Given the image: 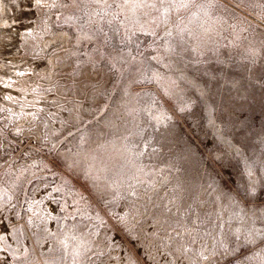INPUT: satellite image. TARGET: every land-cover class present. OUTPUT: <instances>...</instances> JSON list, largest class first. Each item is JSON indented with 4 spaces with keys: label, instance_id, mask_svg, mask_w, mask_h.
Wrapping results in <instances>:
<instances>
[{
    "label": "rangeland",
    "instance_id": "rangeland-1",
    "mask_svg": "<svg viewBox=\"0 0 264 264\" xmlns=\"http://www.w3.org/2000/svg\"><path fill=\"white\" fill-rule=\"evenodd\" d=\"M20 3L0 264H264V0Z\"/></svg>",
    "mask_w": 264,
    "mask_h": 264
},
{
    "label": "bare ground",
    "instance_id": "bare-ground-1",
    "mask_svg": "<svg viewBox=\"0 0 264 264\" xmlns=\"http://www.w3.org/2000/svg\"><path fill=\"white\" fill-rule=\"evenodd\" d=\"M19 4H21V3H20V0H15V5H19ZM2 244H4L3 241L1 242V245H2Z\"/></svg>",
    "mask_w": 264,
    "mask_h": 264
}]
</instances>
